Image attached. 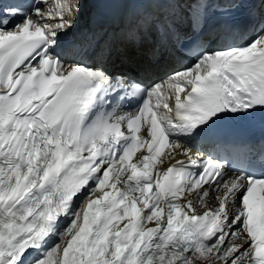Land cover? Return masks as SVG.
<instances>
[{"label": "snow or ice", "instance_id": "1", "mask_svg": "<svg viewBox=\"0 0 264 264\" xmlns=\"http://www.w3.org/2000/svg\"><path fill=\"white\" fill-rule=\"evenodd\" d=\"M145 2L187 31L146 13L133 41H200L208 0ZM81 8L0 0V264H264V149L232 168L200 149L222 121L264 122V27L138 82L56 51Z\"/></svg>", "mask_w": 264, "mask_h": 264}, {"label": "bare ground", "instance_id": "2", "mask_svg": "<svg viewBox=\"0 0 264 264\" xmlns=\"http://www.w3.org/2000/svg\"><path fill=\"white\" fill-rule=\"evenodd\" d=\"M99 6H100V3H99ZM96 8H97L96 0H82V8H81L79 17L77 18V22L75 26L66 35L62 34L59 38V46L57 47L56 50L61 54V56H63V58H70V55L67 52L71 51L73 45L79 42L78 46L82 48V46L84 45V41L87 39L88 42H87L86 52H84V57L88 59L89 61L95 60V59H102V57L96 56L95 52L88 48V45H91L92 47H94L95 45H98L96 41L98 37L97 35L92 33V31H94V29L92 28V19L94 17V13H96L98 10V8L97 10ZM259 12H260V9H259ZM262 16L264 17V14ZM136 26H137V22H133L131 25L125 26V27L119 24L106 25V26L100 27V29L104 30L101 33H99L100 38L103 37L102 41L104 42L105 40V42L106 41L108 42L106 43V45H108L107 54H109L111 50V46H112V43L108 38L114 41L113 53H111L112 58L110 60V63L113 60L115 65L117 63L119 64V66H115V67H121L124 70H129V68H132V67L137 68L143 71V73L146 74L147 76L153 77L157 81L165 78L166 74L171 71L181 70L178 64L168 61L167 55L164 57V61L160 66H157L156 63L157 61H159V58H161V56L158 58L155 56L153 57L154 65L150 60H145V59H149L147 56H148V53H150V51L146 48L147 46L145 43L135 44L137 43V41H133L132 39L131 41L134 44H130V45H128V42L126 43L118 42V39H120V33L117 30L118 28L121 27V28L127 29V33H126L127 35L129 31L131 29L136 28ZM105 31H107L108 35H105ZM155 33H156L155 31H152L148 34L151 36H154ZM142 36H143V33L140 34L139 38H142ZM167 39L169 41L168 43L166 41L164 42L165 46L161 52H166L167 47H170V48L172 47L171 39L166 38V40ZM67 44L69 45V48L67 50L59 48L60 46H66ZM102 47L103 49L100 52L102 53L106 52L105 45L102 44ZM118 51H119V54L122 56L120 58H117L119 55L117 53ZM162 67H165V69ZM210 206H214V202L210 201Z\"/></svg>", "mask_w": 264, "mask_h": 264}, {"label": "rangeland", "instance_id": "3", "mask_svg": "<svg viewBox=\"0 0 264 264\" xmlns=\"http://www.w3.org/2000/svg\"><path fill=\"white\" fill-rule=\"evenodd\" d=\"M153 46H154V44H150L147 46V49L150 50V49H152Z\"/></svg>", "mask_w": 264, "mask_h": 264}]
</instances>
